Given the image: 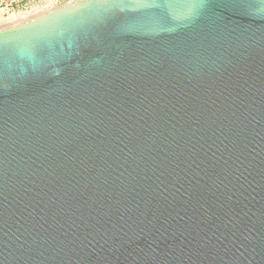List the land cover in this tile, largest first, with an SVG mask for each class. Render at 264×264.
<instances>
[{
    "label": "water",
    "instance_id": "1",
    "mask_svg": "<svg viewBox=\"0 0 264 264\" xmlns=\"http://www.w3.org/2000/svg\"><path fill=\"white\" fill-rule=\"evenodd\" d=\"M0 264H264L262 0L0 31Z\"/></svg>",
    "mask_w": 264,
    "mask_h": 264
},
{
    "label": "rangeland",
    "instance_id": "2",
    "mask_svg": "<svg viewBox=\"0 0 264 264\" xmlns=\"http://www.w3.org/2000/svg\"><path fill=\"white\" fill-rule=\"evenodd\" d=\"M51 1L52 0H0V25H2V17L8 18L12 14L29 13L33 12L35 9H48L46 7L51 6Z\"/></svg>",
    "mask_w": 264,
    "mask_h": 264
},
{
    "label": "bare ground",
    "instance_id": "3",
    "mask_svg": "<svg viewBox=\"0 0 264 264\" xmlns=\"http://www.w3.org/2000/svg\"><path fill=\"white\" fill-rule=\"evenodd\" d=\"M49 10L48 9H35L33 12H29V13L27 12V13L12 14L8 18L2 17L1 18L2 25H0V31L8 27H11L15 24L30 21L48 12Z\"/></svg>",
    "mask_w": 264,
    "mask_h": 264
},
{
    "label": "built area",
    "instance_id": "4",
    "mask_svg": "<svg viewBox=\"0 0 264 264\" xmlns=\"http://www.w3.org/2000/svg\"><path fill=\"white\" fill-rule=\"evenodd\" d=\"M70 1H72V0H52L51 2H52V4H50L51 6H47L46 8H48V9H54V8H58V7H60V6H62V5H64L65 3H67V2H70ZM39 8V7H38ZM33 10V9H32Z\"/></svg>",
    "mask_w": 264,
    "mask_h": 264
},
{
    "label": "snow or ice",
    "instance_id": "5",
    "mask_svg": "<svg viewBox=\"0 0 264 264\" xmlns=\"http://www.w3.org/2000/svg\"><path fill=\"white\" fill-rule=\"evenodd\" d=\"M262 3H264V0H262ZM253 7H255V5H253Z\"/></svg>",
    "mask_w": 264,
    "mask_h": 264
}]
</instances>
